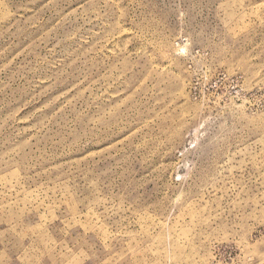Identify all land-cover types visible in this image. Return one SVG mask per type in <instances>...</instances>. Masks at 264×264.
I'll use <instances>...</instances> for the list:
<instances>
[{"label":"rangeland","instance_id":"1","mask_svg":"<svg viewBox=\"0 0 264 264\" xmlns=\"http://www.w3.org/2000/svg\"><path fill=\"white\" fill-rule=\"evenodd\" d=\"M0 264H264V0H0Z\"/></svg>","mask_w":264,"mask_h":264}]
</instances>
